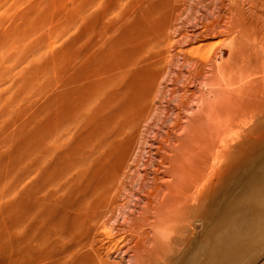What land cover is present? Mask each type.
Wrapping results in <instances>:
<instances>
[{"label": "rangeland", "instance_id": "rangeland-1", "mask_svg": "<svg viewBox=\"0 0 264 264\" xmlns=\"http://www.w3.org/2000/svg\"><path fill=\"white\" fill-rule=\"evenodd\" d=\"M138 100L146 123L120 130ZM87 140L109 164L128 146L113 191L139 188L136 206L100 207ZM92 247L264 264V0H0V264H90Z\"/></svg>", "mask_w": 264, "mask_h": 264}, {"label": "bare ground", "instance_id": "bare-ground-1", "mask_svg": "<svg viewBox=\"0 0 264 264\" xmlns=\"http://www.w3.org/2000/svg\"><path fill=\"white\" fill-rule=\"evenodd\" d=\"M166 24V23H165ZM194 25V24H193ZM178 32V31H177ZM188 39V38H187ZM186 39V40H187ZM185 40V41H186ZM189 40V39H188ZM108 63V62H107ZM126 62H124V64H125ZM145 63H147V62H144V64ZM149 63L150 62H148V64H146L145 66H141L142 67V71L143 72H145V71H147L146 72V76H148V75H151L150 77H151V79L153 78V80L156 82L157 80H159V77H160V75H161V72H160V69L158 70V72H160L159 74L157 73V75H155L154 74V72H155V70H156V68L154 67V63L153 64H151V65H149ZM157 63V62H156ZM159 63V62H158ZM128 65H129V63H127ZM126 64V65H127ZM143 64V65H144ZM132 65V64H131ZM135 65V64H134ZM124 66V68H125V65H123ZM130 66V65H129ZM122 67V65H120L119 67H117V69L116 70H118L119 71V73H117V75L115 76L116 77V80H118V81H121V80H123L124 78L122 77V76H124L126 73H127V71L129 70L128 68V70L126 71V73L125 74H123L125 71V69L122 71L121 68ZM133 67V66H132ZM155 68V70H154V68ZM101 68V67H100ZM160 68V67H159ZM110 69V68H109ZM153 70V71H152ZM156 70V71H157ZM162 70H163V68H162ZM140 71H141V68H140ZM152 71V73L150 74V72ZM123 72V73H122ZM142 72V73H143ZM166 73V72H165ZM113 74V73H112ZM123 74V75H122ZM139 74H137V76H138ZM141 75V74H140ZM142 76V75H141ZM146 76H142V77H144L143 79H144V81L145 80H147V79H149V78H147V79H145V77ZM141 77V78H142ZM149 77V76H148ZM137 78V77H136ZM140 78V77H139ZM140 78V79H141ZM134 80H136V79H134ZM137 80H139L138 78H137ZM142 80V79H141ZM141 80H139L138 81V83H141L142 81ZM111 81V80H110ZM114 81V80H113ZM149 81V80H148ZM151 81V80H150ZM150 81H149V83L147 82V83H144L145 85H147V84H150ZM118 83H121V82H118ZM105 84V83H104ZM108 84V83H107ZM115 84V83H114ZM142 84V83H141ZM143 84V85H144ZM98 85V84H97ZM120 85V84H119ZM130 85V84H129ZM143 85H140V89H138V87H137V89H134L133 91L132 90H128L127 88V90H126V92L127 91H130V94H131V96L133 95L132 93H131V91L132 92H135V90H136V92H138V91H140L141 90V86L143 87ZM144 85V86H145ZM137 86H138V84H137ZM149 86H151V85H149ZM154 86V85H153ZM102 87V86H101ZM146 88H147V86H145ZM144 87V88H145ZM115 88V87H114ZM158 89V88H157ZM156 89V90H157ZM100 90H101V88H100ZM138 90V91H137ZM142 90H145V89H143L142 88ZM104 91V90H103ZM116 91V90H115ZM148 91V90H147ZM102 92V91H101ZM125 92V91H124ZM142 92V91H141ZM146 92V91H145ZM144 92V95L146 94V96L148 95V93L146 92L145 93ZM155 92V91H154ZM122 93H123V91H122ZM129 93V92H128ZM139 93V92H138ZM138 93H135V94H137V96H139V94ZM103 95L105 94L104 92L102 93ZM116 94V93H115ZM115 94H112V95H114L113 96V98H115ZM118 94V93H117ZM105 96V95H104ZM120 96H121V98H126V99H128L127 98V96L126 97H124L123 95H121V92H119V96L117 95V99H113L117 104L122 100H120L119 102H118V99L120 98ZM136 96V95H135ZM135 96H133V97H135ZM119 97V98H118ZM138 98H140V99H143L144 101H145V97L144 96H142V94L138 97ZM138 98H134V100L136 101ZM103 99V98H102ZM100 99L101 100V106H99L100 107V115H98V116H103L104 114H106V109H107V107L109 108V106H110V104H108V101L107 100H105V99ZM111 100H110V102L111 101H113L112 100V98H110ZM125 99V100H126ZM133 100V101H134ZM113 101V102H114ZM124 101V100H123ZM129 101H130V99H129ZM132 101V100H131ZM142 101V100H141ZM144 101H142V103L144 102ZM109 102V103H110ZM128 102V101H127ZM121 103V102H120ZM129 103H131V102H129ZM136 103V102H135ZM134 103V104H135ZM142 103H140V101L138 100V104H140L139 105V107H138V105H137V110L136 111H133L132 110V108L134 107V106H136V105H132V103L131 104H126L125 102H124V104L120 107V111H119V113H120V117H122L123 119V124H121V127L119 128L120 130H124V129H126V128H129L130 127V125H133L134 124V126L135 125H137V126H139L138 124H140V123H146V121L144 120V118L142 117V113L143 112H145V111H143V109H142ZM145 103V102H144ZM107 104H108V106H107ZM115 104V103H114ZM113 105V104H112ZM144 105V104H143ZM107 106V107H106ZM114 107H115V105H113ZM125 106V107H124ZM133 106V107H132ZM132 107V108H131ZM144 107V106H143ZM128 108H131V109H129L128 110ZM99 109V108H98ZM115 109V108H114ZM133 109H135V108H133ZM131 110H132V112H131ZM128 111H129V113H128ZM99 112V111H98ZM144 114V113H143ZM93 115H95V114H93ZM97 115V114H96ZM112 116V115H111ZM119 116V115H118ZM95 118V117H94ZM116 118V117H115ZM101 119V124H102V128H104L105 126V123L107 122L106 120L108 119H105V123H104V119H103V117H101L100 118ZM117 119H120L119 117H117ZM111 121V120H110ZM99 123H100V121H99ZM111 123V122H110ZM115 124V123H114ZM128 124V125H127ZM108 125H112V127H113V129L116 127H114L113 126V124H109L108 123ZM115 125H117V124H115ZM129 126V127H127V126ZM108 127V126H107ZM144 127V126H143ZM106 128V127H105ZM104 128V129H105ZM138 129V128H136V127H133V129ZM116 130V129H115ZM132 130V129H131ZM176 130V129H175ZM180 133H181V131H180ZM127 134V133H126ZM129 135V134H128ZM126 139V138H125ZM114 141V140H113ZM116 141H114V143H115ZM126 142V141H125ZM124 142V143H125ZM129 141H127V143H128ZM117 143V142H116ZM123 143V142H122ZM126 143V144H127ZM119 144H121L120 142H119ZM114 145V144H113ZM118 145V144H117ZM117 145H115V148L114 149H117ZM102 147V146H101ZM122 149H120L119 148V146H118V148H119V151L118 152H120V150H121V153L119 154V158H117L116 157V155H115V158L117 159V161H114L113 160V163L114 162H116V163H114V164H112L111 162H110V164L108 163V161H109V157L107 158V156H105L106 158H104V156H103V153H102V155H101V153L98 151V153L97 154H95V155H93L92 156V150H93V146H92V148H91V144H90V142L87 140V141H85V143H84V152H83V164H84V166H85V168H86V170H90V166H91V164L93 163V167H95L94 168V170H93V174H96V175H100V177H102L103 179H102V181H100L99 183H98V185L97 186H95L96 187V194H97V196H98V198H100V200H102V201H100V200H98V203H99V201L100 202H102L101 203V206H100V204H99V206L100 207H102V205H103V207L105 206L106 208H111V206H115L116 205V203H117V199L121 196V197H123V196H125V199H124V201L126 202L127 201V203L129 202V200H130V203L132 204V205H135L136 204V202L134 201L135 200V198L137 199V197H136V193H137V191L138 190H140L139 188H137V189H135V188H130V189H125L124 188V195L122 194V192L120 191V190H118V189H114V191H113V188H114V182H115V180L117 179V177H118V175H119V173L121 172V170H122V168H124V167H126V165H127V152L126 151H128L127 150V147L128 146H124V144H122ZM207 147V146H206ZM114 149H112V150H114ZM103 150V149H102ZM110 152V151H109ZM118 152H117V155H118ZM110 153H112L113 154V152L111 151ZM106 154V153H105ZM104 154V155H105ZM164 160V159H163ZM108 163V164H107ZM106 164V165H105ZM112 164V165H111ZM116 164V165H115ZM104 165H105V167H104ZM191 165V164H190ZM86 170H84V172L85 173H88ZM121 175L123 174V173H120ZM90 176H91V174H90ZM127 182V181H126ZM191 183V182H190ZM137 184H138V182H137ZM136 184V185H137ZM141 184V183H140ZM188 184V183H187ZM128 185V184H127ZM130 185V184H129ZM160 186V185H159ZM125 187V186H124ZM116 188H117V186H116ZM128 188H129V186H128ZM157 188V187H156ZM155 188V189H156ZM158 190H159V188H158ZM140 192V191H139ZM138 192V193H139ZM161 192V191H160ZM126 194V195H125ZM154 195V194H153ZM152 195V196H153ZM156 195H157V193H156ZM178 195V194H177ZM155 196V195H154ZM178 197V196H177ZM132 198H134L133 199V201H131L132 200ZM149 198V197H148ZM161 198V197H160ZM173 199H174V197H173ZM159 200V199H158ZM137 201V200H136ZM151 201V200H150ZM172 201V200H171ZM177 202V200L175 201V203ZM153 203V202H152ZM160 203H161V200H160ZM125 204V203H124ZM130 204V205H131ZM93 205H94V203H93ZM98 205V204H97ZM97 205H96V207H97ZM130 205H126V207L127 206H130ZM147 205V204H146ZM161 205V204H160ZM125 206V205H124ZM136 206V205H135ZM143 206H145V205H143ZM175 207H176V205H175ZM108 209V210H106L107 211V213L109 214L110 212H109V210L111 211V209ZM128 208V207H127ZM143 209L144 210H147V208L146 207H143ZM160 209V208H159ZM114 211V210H113ZM112 212V211H111ZM95 214V213H94ZM103 214V213H102ZM112 214V213H111ZM119 214V213H118ZM120 215V214H119ZM142 215H143V213H142ZM92 217H93V219H94V217H95V215H91ZM91 216H90V218H91ZM97 217H98V215H96ZM100 216H101V214H100ZM104 217H106V215L104 214L103 216H101V219L100 220H102V218H103V220H104ZM161 217V216H160ZM92 219V218H91ZM95 219H96V217H95ZM108 220H109V217H108ZM147 222V220L146 219H143V223H146ZM111 226V225H110ZM139 228V227H138ZM150 228V227H149ZM109 230V229H108ZM113 230H115V228L113 229ZM160 231L162 232V229H159L158 230V233H160ZM104 232V231H103ZM105 233H106V231H105ZM130 233H131V231H130ZM139 233V232H138ZM154 233V232H153ZM99 234V233H98ZM108 234V233H107ZM125 235H126V233H125ZM131 235V234H130ZM115 236V235H114ZM113 236V237H114ZM120 236V235H119ZM129 236V235H128ZM158 236H160V235H158ZM112 237V235H110V233L108 234V238H110V242H113L114 240H115V238H113ZM118 238V237H117ZM125 238H126V236H125ZM132 238V237H131ZM122 240H123V238H121ZM129 239V238H128ZM92 240V239H91ZM147 240V239H146ZM143 241V240H142ZM145 241V240H144ZM120 242V241H119ZM92 243H93V241H92ZM115 243V242H114ZM142 243V242H141ZM145 244V243H144ZM151 244V243H150ZM245 245V244H244ZM115 246V245H114ZM120 246V245H119ZM142 246H143V243H142ZM137 247V246H136ZM232 248H234L233 250H229L230 251V253L233 251L234 252V250L236 249L235 248V246H231ZM237 247V246H236ZM242 247H243V244H242ZM119 250H120V248L119 247H117ZM228 248V247H227ZM130 249V248H129ZM143 249V248H142ZM165 249V248H164ZM92 251H91V253L93 252V254H94V259H91V261H90V264H108L107 263V261H102L101 260V258H100V252H99V250L98 249H96V248H94L93 249V247H92V249H91ZM238 250V249H237ZM117 251V250H116ZM122 251V250H121ZM120 251V252H121ZM158 251V250H157ZM160 251V250H159ZM158 251V252H159ZM118 252V251H117ZM127 251H125V253H126ZM225 252V251H224ZM223 252V253H224ZM236 253L238 252V251H235ZM136 253V252H135ZM240 253V251L238 252V254ZM241 254V253H240ZM91 255V254H90ZM213 255V257H214V255L215 254H212ZM220 255V254H219ZM218 255V256H219ZM236 255V254H235ZM223 256H224V254H223ZM231 256V255H230ZM88 257V256H87ZM134 258V257H133ZM143 259L145 258L144 256L142 257ZM141 259V258H140ZM89 260V259H88ZM101 260V261H100ZM130 260V259H129ZM223 260V259H222ZM221 260V261H222ZM211 261V260H210ZM129 263H130V261H129ZM140 264H145V261L144 260H142V262L140 261L139 262ZM147 264H151V263H148V262H146ZM209 263V262H208ZM126 264V263H125ZM210 264H211V262H210Z\"/></svg>", "mask_w": 264, "mask_h": 264}]
</instances>
